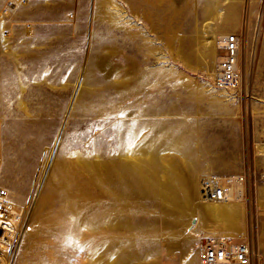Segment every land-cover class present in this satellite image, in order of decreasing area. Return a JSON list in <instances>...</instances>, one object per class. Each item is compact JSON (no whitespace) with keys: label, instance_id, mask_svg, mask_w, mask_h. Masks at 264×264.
I'll list each match as a JSON object with an SVG mask.
<instances>
[{"label":"rangeland","instance_id":"1","mask_svg":"<svg viewBox=\"0 0 264 264\" xmlns=\"http://www.w3.org/2000/svg\"><path fill=\"white\" fill-rule=\"evenodd\" d=\"M0 192L6 264H199L213 237L264 264V0H0Z\"/></svg>","mask_w":264,"mask_h":264},{"label":"built area","instance_id":"2","mask_svg":"<svg viewBox=\"0 0 264 264\" xmlns=\"http://www.w3.org/2000/svg\"><path fill=\"white\" fill-rule=\"evenodd\" d=\"M238 52V40L230 39L222 44L215 77L218 87L223 90L235 89L238 86ZM242 184L243 180L240 177H231L224 185L217 186L213 193L206 194L202 191L203 198L221 203L229 202L235 199L237 189ZM233 189L236 191L234 195ZM5 202V194L0 192V248H10L14 244L11 227L7 222L9 210ZM196 258L199 264H253L252 251L248 243L220 237L200 242L196 248Z\"/></svg>","mask_w":264,"mask_h":264},{"label":"bare ground","instance_id":"3","mask_svg":"<svg viewBox=\"0 0 264 264\" xmlns=\"http://www.w3.org/2000/svg\"><path fill=\"white\" fill-rule=\"evenodd\" d=\"M208 184L209 185L207 186V189L205 188L203 191H205L206 194L213 193L215 188L217 187L216 183L210 182ZM202 198H203V194H202ZM205 201L214 203V205L209 207L208 212L215 218L217 223L226 222L229 219V217H231V215L235 213L237 210L235 204H231L227 202L221 203L217 201H212L210 199H206ZM5 203H6V208L8 210H12V205L8 202V200H6ZM5 253L7 252L4 249L0 248V262L3 261L4 264L7 263L6 261L8 259V257H4Z\"/></svg>","mask_w":264,"mask_h":264}]
</instances>
